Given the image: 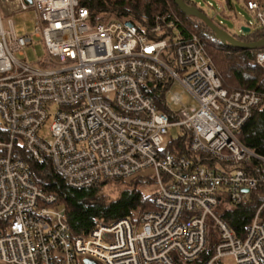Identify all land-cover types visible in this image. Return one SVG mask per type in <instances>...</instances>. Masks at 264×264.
I'll use <instances>...</instances> for the list:
<instances>
[{
  "label": "built area",
  "instance_id": "obj_1",
  "mask_svg": "<svg viewBox=\"0 0 264 264\" xmlns=\"http://www.w3.org/2000/svg\"><path fill=\"white\" fill-rule=\"evenodd\" d=\"M242 2L253 19L243 25L264 29V0ZM31 8L32 33L19 35L11 18L5 25L3 15ZM180 23L173 13L143 27L128 18L93 22L79 0H0V121L8 136L0 140V219H8L1 264H188L208 248L209 219L217 241L202 264L224 256L264 264V197L244 237L222 216L264 187V156L238 137L264 96L224 88L204 41ZM38 42L46 55L33 64L25 50ZM255 63L264 70V49ZM156 85L160 102L150 92ZM185 93L192 103L182 104ZM172 127L181 130L175 138ZM15 141L35 160L46 155L72 188L150 171L154 208L74 235L65 208L14 155ZM179 141L184 150L171 152Z\"/></svg>",
  "mask_w": 264,
  "mask_h": 264
},
{
  "label": "trees",
  "instance_id": "obj_2",
  "mask_svg": "<svg viewBox=\"0 0 264 264\" xmlns=\"http://www.w3.org/2000/svg\"><path fill=\"white\" fill-rule=\"evenodd\" d=\"M185 1L189 5L197 6L196 2ZM227 1L230 5V0ZM79 2L81 6L89 9L93 22L118 17L128 18L134 24L143 27L152 24L158 15L166 13L177 15L181 19L179 28L186 36L196 34L204 41L224 88L229 91L253 89L264 96V70L255 63L256 53L264 47L238 49L223 43L200 19L184 14L174 0H79ZM199 9L205 12L202 8ZM234 36L242 41H255L264 38V29H254L249 33ZM150 92L157 102L162 100L163 91L159 85L154 86ZM162 108L166 110L165 107ZM238 137L245 145L264 156V104L242 127ZM7 139L6 130L0 121V140ZM177 143L169 149L171 152L178 153L184 150L181 142ZM14 155L27 161L36 185L47 194L56 196L57 204L65 208V221L74 235L89 234L98 221L111 223L120 218L137 221L143 211L154 208L150 194L145 190L154 183L148 171L130 179L106 180L89 188H72L54 170L46 155L41 160H35L18 141H15ZM109 186L119 188L117 196L111 197L107 191ZM263 197L264 187L251 192L242 206L223 213L222 216L239 237H244L255 206ZM7 224L8 219H0V233L5 231ZM213 247V243L210 242L206 251L192 262L202 264L212 257ZM214 264L222 263L216 261Z\"/></svg>",
  "mask_w": 264,
  "mask_h": 264
},
{
  "label": "rangeland",
  "instance_id": "obj_3",
  "mask_svg": "<svg viewBox=\"0 0 264 264\" xmlns=\"http://www.w3.org/2000/svg\"><path fill=\"white\" fill-rule=\"evenodd\" d=\"M196 2L197 6L202 8L208 16H210L217 24H220L226 30L231 32L232 34L241 35L246 34L243 33L241 27L244 23H248L250 20H253L249 11L243 5L242 0H230V5L227 0H191ZM8 18H11L14 22L16 32L19 35H26L32 33L35 29V26L38 23V14L36 10L33 8L21 11L17 13H12L11 15H3V21L5 25L7 24ZM255 29V26L252 30ZM25 55L31 63H36V60L42 56L46 55V49L43 42H38L34 47L28 46L25 50ZM178 90L177 87L173 88L172 91L168 92V98L173 95L174 91ZM183 105H187L192 103L193 101L190 98L188 93L184 95ZM170 106L172 109L178 110L181 108V105H174L170 101ZM55 107H51V112L55 111ZM53 120V117H50L49 120L45 123V125L40 130V136L44 139H47L49 136L47 132L49 131V126ZM180 128L172 127L169 128V134H171L174 138L178 136L180 132ZM150 172V171H148ZM146 191L151 190V186L145 188ZM108 193H110L111 197H115L118 195L119 188L118 187H108ZM208 225L210 229L209 240L213 243V245L217 241V231L215 229V225L212 220H208ZM222 264H236L235 259L232 256H224L220 259ZM188 264H196L195 262H189Z\"/></svg>",
  "mask_w": 264,
  "mask_h": 264
},
{
  "label": "water",
  "instance_id": "obj_4",
  "mask_svg": "<svg viewBox=\"0 0 264 264\" xmlns=\"http://www.w3.org/2000/svg\"><path fill=\"white\" fill-rule=\"evenodd\" d=\"M179 9L188 16H194L200 19L204 24L214 32L215 36L223 43L238 49H258L264 47V38L255 41H242L234 36L231 32L226 30L220 24H217L210 16L201 11L199 7L189 5L185 0H174ZM243 33H249L250 27L242 26ZM248 191V189H244ZM86 264H98L91 259H85Z\"/></svg>",
  "mask_w": 264,
  "mask_h": 264
},
{
  "label": "crops",
  "instance_id": "obj_5",
  "mask_svg": "<svg viewBox=\"0 0 264 264\" xmlns=\"http://www.w3.org/2000/svg\"><path fill=\"white\" fill-rule=\"evenodd\" d=\"M242 26H244V25H242ZM1 264V263H0Z\"/></svg>",
  "mask_w": 264,
  "mask_h": 264
},
{
  "label": "bare ground",
  "instance_id": "obj_6",
  "mask_svg": "<svg viewBox=\"0 0 264 264\" xmlns=\"http://www.w3.org/2000/svg\"><path fill=\"white\" fill-rule=\"evenodd\" d=\"M229 223V222H228Z\"/></svg>",
  "mask_w": 264,
  "mask_h": 264
}]
</instances>
